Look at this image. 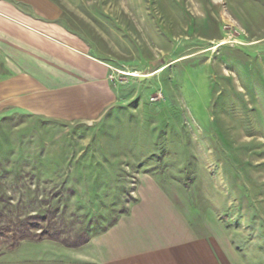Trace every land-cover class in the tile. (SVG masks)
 <instances>
[{"label": "rangeland", "instance_id": "rangeland-1", "mask_svg": "<svg viewBox=\"0 0 264 264\" xmlns=\"http://www.w3.org/2000/svg\"><path fill=\"white\" fill-rule=\"evenodd\" d=\"M8 1L106 70L2 21L0 75L28 69L31 102L2 91L0 225L90 238L3 244L0 264H264V0Z\"/></svg>", "mask_w": 264, "mask_h": 264}, {"label": "crops", "instance_id": "crops-1", "mask_svg": "<svg viewBox=\"0 0 264 264\" xmlns=\"http://www.w3.org/2000/svg\"><path fill=\"white\" fill-rule=\"evenodd\" d=\"M3 20L5 22V23H3V24H5V26L13 29L14 31L20 30V32L25 36V38L27 36H29L30 39L38 40V42L40 44H43V43L48 44L49 42H53L57 46L67 47L68 49L72 50L73 51V53H71L72 58L74 57L73 58L74 60H76V61L78 60L81 63L85 64L84 67H82L83 65L81 64L80 68L85 69L84 71H86L88 73L86 75H88L91 78L99 76L97 73L98 71L104 72L103 70H106L101 65H100L101 67L99 66V64H98L99 62L97 60H95L94 58L87 55V53L81 48L82 42L79 41L78 38H76L75 36H71L70 34L63 32L62 30L58 31L60 29L53 28L51 25L47 26V24L45 25L43 22H40V21L35 22L33 20H29L28 17L25 14H23L20 10H18V8L15 7V5L11 1L0 0V26H1ZM13 40H16V39L13 38ZM14 43L17 44V41H15ZM20 52L24 53V51H20ZM24 56L25 57H23V59L20 60L21 62H23V61L29 62L31 60V57L28 55V53L26 51L24 53ZM17 59L18 58H11V60H13V61H17ZM15 69L17 70V73L16 72L13 73L11 78H8V77L3 78L0 75V103L3 101V92L2 91L3 90L5 91V89L7 87L11 86L10 95L8 97L9 101H10L9 103L14 104V103H17V101H21L20 108L26 109L28 104H30L31 100L28 101L27 99H29L30 97L28 98L26 96L22 97V98H24V100L22 98L18 97V95H17V93H18L17 79L20 80V83L24 82L25 87L28 86L29 83L31 84V78L28 77V75H27V74H29V73H27L29 70L24 68L23 66H20L19 64L15 65ZM19 71L21 72V75L18 74ZM103 74L105 75V73H103ZM7 78L9 80V82H8ZM12 80H15V84L12 83ZM19 80H18V82H19ZM22 87H24V86H22ZM23 95L24 94H19V96H23ZM4 100H6V99H4ZM146 217H148V216H146ZM92 242H94V241L91 240V242L89 244H92ZM150 243H153V242H150ZM172 247H173L172 244L167 240V237H166L165 240L162 239V242H160L158 246L145 243V244H143V247H141V249L136 250L135 248H133L131 251L133 253H150L152 251L162 253L165 250H171ZM126 251L130 252V249H128V250L126 249ZM79 257H81V258H79V260H81L82 256L79 255ZM169 264H171V263H169Z\"/></svg>", "mask_w": 264, "mask_h": 264}, {"label": "trees", "instance_id": "trees-1", "mask_svg": "<svg viewBox=\"0 0 264 264\" xmlns=\"http://www.w3.org/2000/svg\"><path fill=\"white\" fill-rule=\"evenodd\" d=\"M47 224L46 226L44 224ZM116 221L112 223L114 225ZM111 225V226H112ZM87 231L83 230L75 235L66 237L56 223L50 222L45 215L35 214L23 219H17L14 223L0 225V247L5 244L9 251L15 250L23 241L58 242L66 248H78L86 245L89 241Z\"/></svg>", "mask_w": 264, "mask_h": 264}]
</instances>
